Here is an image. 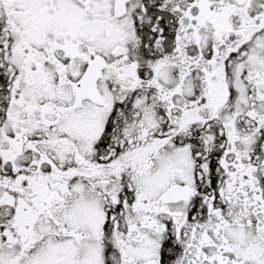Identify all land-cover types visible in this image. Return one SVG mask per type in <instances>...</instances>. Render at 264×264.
Segmentation results:
<instances>
[{
    "label": "snow or ice",
    "instance_id": "1",
    "mask_svg": "<svg viewBox=\"0 0 264 264\" xmlns=\"http://www.w3.org/2000/svg\"><path fill=\"white\" fill-rule=\"evenodd\" d=\"M0 264H264V0H0Z\"/></svg>",
    "mask_w": 264,
    "mask_h": 264
}]
</instances>
